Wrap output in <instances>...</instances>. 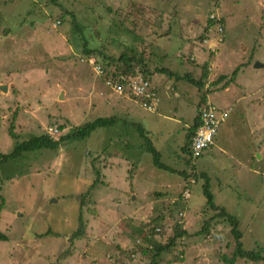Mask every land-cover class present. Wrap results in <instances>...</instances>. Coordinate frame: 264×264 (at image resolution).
<instances>
[{
  "label": "rangeland",
  "instance_id": "374dc122",
  "mask_svg": "<svg viewBox=\"0 0 264 264\" xmlns=\"http://www.w3.org/2000/svg\"><path fill=\"white\" fill-rule=\"evenodd\" d=\"M208 18L215 22L205 32ZM85 41L107 56L132 47L149 71L137 76L148 77L154 111L104 85L81 55ZM161 67L167 73L155 72ZM237 69L228 87L212 83ZM168 71L202 81L205 75L206 86L199 91ZM1 85L7 89L0 91V154L32 136L59 140L95 118L120 121L83 145L62 144L55 153H26L1 165L0 230L8 240L0 242V264H149L139 247H148L144 237L156 225L167 226L155 240L171 237V215L186 235L160 264L180 250L176 264H225L221 257L231 256L235 241L222 218L201 231L216 214L205 207L202 175L215 207L237 218L244 247L264 248V0H0ZM202 96L230 113L214 144L189 161L182 140ZM17 109L15 140L8 129ZM133 123L141 124L162 164L197 173L189 191L183 178L153 166ZM105 147L109 155L100 154ZM93 158L99 182L80 208L97 178ZM174 206L181 211L172 213ZM80 209L84 234L72 239ZM66 249L70 255L61 259Z\"/></svg>",
  "mask_w": 264,
  "mask_h": 264
},
{
  "label": "trees",
  "instance_id": "16d2710c",
  "mask_svg": "<svg viewBox=\"0 0 264 264\" xmlns=\"http://www.w3.org/2000/svg\"><path fill=\"white\" fill-rule=\"evenodd\" d=\"M60 22L57 21L55 24L58 25L60 24ZM214 22H215L214 19H209V18L207 19V28H205V32L208 30L209 27L214 26ZM218 22L216 23V25H219L222 28V20L221 21L218 20ZM113 25H115V23ZM73 28L81 32L80 30L81 28H79L78 25H73ZM106 31L108 34L111 33L112 31L111 25L110 27H108ZM217 33L219 34L218 31ZM222 33H223V28H222ZM201 38H202L201 39L202 41H206L204 36H202ZM87 44H88L87 41H85L84 44L82 45L81 55L87 60L89 59L94 60L95 64L102 68L103 70L102 75L104 76L103 78L105 80L110 79V78L118 79L120 76H124L127 78L134 77L135 75H137L138 72H140L143 76L149 77V71L146 68L147 67L146 64L143 62L141 57L136 56V53L133 52V49H131L132 47L123 49L120 52V54L117 57H115V56L105 55L102 49L97 50V49L89 48ZM155 69H156L155 70L156 73H167L166 68L161 67L160 69H157V68ZM237 71L238 69L232 72L230 76L220 75L215 80V82H212V83L213 84L221 83L222 88H226L231 83L234 82ZM168 72L170 75L174 76L175 79L187 81L188 83L192 84L194 87L198 88L199 91H201L204 88V86H206L205 84H206L207 79L205 75L202 77L203 79L202 81V80H196L194 76L190 74H186L182 76L177 73L172 74L170 73V71ZM148 77H145L147 81H149ZM122 83H125V82H122ZM206 102L207 101L205 97L202 96L199 102V106L202 107ZM19 113L20 111L17 109L12 114V120L10 121L9 129H8L9 136L15 140L18 139V135L15 134V131H14V128H15L14 121L19 116ZM119 121H120L119 117H116V116H112L109 118H101V117L95 118L91 121L83 123L82 125L78 127L73 128V130L68 132L65 136L61 137L59 140H54L53 138L50 137L49 134L29 137L27 140L17 142L13 150L10 153L0 154V167L4 162L8 160L18 159V157H20L22 154L31 153V152H39V151L41 152L43 150H51L53 153H55L62 144L68 145V146H71V145L75 146V144L83 145L84 143H86V140L90 138L93 132L104 130V129H107L105 131L115 130L116 125L119 123ZM198 125H199V116L197 114V116L194 118L192 122V125L189 126L184 133L185 135H184V140L182 141L183 145L181 147V152L188 154L189 161H195V159L198 158V157L193 158V155L191 152V141H192L193 136L195 135ZM133 126L137 129L139 137L145 139V144H144L143 149H141V151L145 153L147 152L151 155L153 166L156 167L157 169L170 172L175 176L177 175L183 178L188 183L186 188L189 191L188 188L193 183L197 182L196 180L198 179L197 173H194L193 171L190 172L187 170L177 171L173 168L167 167L166 165L162 164L160 162V153L152 146L148 138V134L147 136L144 135L145 130L142 128L141 124L133 123ZM57 129L62 130L64 129V127L58 126ZM115 137L118 138L117 135H115ZM92 152L96 153V151H92ZM100 152H101L100 154L109 155V153L106 151V147L102 148ZM100 154H97V155H100ZM96 161L97 160L93 158L91 160L90 165L92 168V172L95 171V174H97L96 176L97 178L93 181L92 185L81 197L80 208L82 207L81 205L84 204V200L90 197L93 187L99 182V174L97 173L96 168H94V163ZM192 178L194 179V182H190V179ZM202 178H204V184L202 185V194L206 201L205 207L207 206L206 208L213 209V211L211 212L216 213V214L212 213L213 215L209 217L208 220H204L201 231L203 233H209L211 221L215 220L216 218H222L231 227L230 232L235 241V246L233 248V252L231 256L230 257L222 256L221 257L222 261L225 264H235L237 260H242L246 263H253V264L264 263V248H256L255 250H253V249H246L244 247V244L242 241V232L239 229V222L237 218L233 215L227 214L223 208L215 207V205L213 204L214 200L212 199V195L209 191V182H207L208 178H206L204 175H202ZM0 203H1L0 204V210H1V208L4 206V201L2 198L0 199ZM172 210H173L172 213H175V214L178 211L179 212L181 211L180 209H178L177 206H174ZM207 213L208 212H205L203 215H206ZM170 217L172 220H174V224L172 225L173 235L171 237L165 238L164 243L155 240L154 238L155 234H159L161 230L165 231L166 226H167L166 224L165 225L162 224L160 225V227L157 228V225H156L155 227H152L148 235L144 237V241L148 243V247L147 248L139 247L142 255L149 258L150 260L149 264H160L161 261L163 260V256L165 254L170 253L173 249L176 250V247L178 246V241H182L180 239H182L183 236L186 235V232L180 229L182 227L181 224H179L175 218H172V215ZM153 221H157V220H153ZM178 229L180 230L178 231ZM84 230H85V224L82 220V210L80 209V214L78 216V227H77V230L72 235V239L81 237L84 234ZM7 240H8V237L6 236V234L0 230V242H6ZM177 252H178L177 257L174 260L168 262L167 264H176V263L181 262L182 251L180 250ZM67 255L68 256L70 255L69 249H66L64 252H62L59 255V257L62 259V258L67 257Z\"/></svg>",
  "mask_w": 264,
  "mask_h": 264
},
{
  "label": "built area",
  "instance_id": "2783aa9c",
  "mask_svg": "<svg viewBox=\"0 0 264 264\" xmlns=\"http://www.w3.org/2000/svg\"><path fill=\"white\" fill-rule=\"evenodd\" d=\"M217 31L221 34L222 28L217 27ZM87 63L94 67L96 75L101 76L103 74L102 68L96 65L92 59L87 60ZM137 75L129 78L120 76L118 79H106L104 85L121 96L133 99L138 98L144 109L147 111H153L157 102L155 93L153 92L149 81L142 78V76ZM229 113L230 110L219 111L208 101L199 108V125L191 141L193 158L199 157L203 151L214 144L218 129L221 124L226 121Z\"/></svg>",
  "mask_w": 264,
  "mask_h": 264
},
{
  "label": "water",
  "instance_id": "95a60500",
  "mask_svg": "<svg viewBox=\"0 0 264 264\" xmlns=\"http://www.w3.org/2000/svg\"><path fill=\"white\" fill-rule=\"evenodd\" d=\"M260 67H262L261 64H259V63H255V64H254V68H260ZM6 89H7V88H6L5 85H1V86H0V91H1V92H6Z\"/></svg>",
  "mask_w": 264,
  "mask_h": 264
},
{
  "label": "crops",
  "instance_id": "0c3cea01",
  "mask_svg": "<svg viewBox=\"0 0 264 264\" xmlns=\"http://www.w3.org/2000/svg\"><path fill=\"white\" fill-rule=\"evenodd\" d=\"M206 24H207V23H206ZM153 111H154V110H153ZM134 114H135V113H134ZM183 140H184V135H183ZM183 140H182V141H183Z\"/></svg>",
  "mask_w": 264,
  "mask_h": 264
}]
</instances>
